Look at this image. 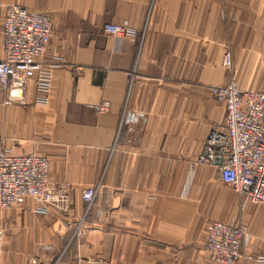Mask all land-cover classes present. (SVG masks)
<instances>
[{"label": "crops", "instance_id": "crops-1", "mask_svg": "<svg viewBox=\"0 0 264 264\" xmlns=\"http://www.w3.org/2000/svg\"><path fill=\"white\" fill-rule=\"evenodd\" d=\"M11 4L50 17L40 61L56 67L46 104L34 79L23 103L0 93V149L47 157L69 205L42 215L28 198L0 211V264H31L45 245L37 264H217L205 245L213 221L243 224L242 253L264 258V205L230 190L219 163H196L225 117L207 87L233 79L264 92V0H0V61ZM123 22L135 37L103 31ZM87 188L97 193L84 216Z\"/></svg>", "mask_w": 264, "mask_h": 264}, {"label": "built area", "instance_id": "built-area-1", "mask_svg": "<svg viewBox=\"0 0 264 264\" xmlns=\"http://www.w3.org/2000/svg\"><path fill=\"white\" fill-rule=\"evenodd\" d=\"M103 31L112 37L133 38L135 31L127 22L105 24ZM3 59L0 61V93L6 105L23 103L28 82L34 79L36 102L46 104L51 90L52 72L56 64L43 65L52 35L47 14L30 11L11 4L6 7L2 22ZM222 69L231 73L232 56L225 52ZM208 93L221 103L225 117L221 129L208 134L197 164L219 163V179L253 205H264V92L243 91L231 79L223 85L207 87ZM106 109V104L97 111ZM48 158L36 154L15 155L12 149H0V211L9 210L30 198L36 202L34 212L49 215L50 208L66 210L69 205L67 188L52 186L48 181ZM96 188L81 194L86 216L96 198ZM81 229L74 227V234ZM248 242L243 224L213 221L207 226L205 245L217 264H262L261 256L246 255L242 249ZM51 245L37 248L31 264H37Z\"/></svg>", "mask_w": 264, "mask_h": 264}, {"label": "rangeland", "instance_id": "rangeland-1", "mask_svg": "<svg viewBox=\"0 0 264 264\" xmlns=\"http://www.w3.org/2000/svg\"><path fill=\"white\" fill-rule=\"evenodd\" d=\"M225 72V71H224ZM243 74H245V72L243 73ZM244 78V76H242V79ZM231 190V189H230Z\"/></svg>", "mask_w": 264, "mask_h": 264}, {"label": "water", "instance_id": "water-1", "mask_svg": "<svg viewBox=\"0 0 264 264\" xmlns=\"http://www.w3.org/2000/svg\"><path fill=\"white\" fill-rule=\"evenodd\" d=\"M220 163V162H219Z\"/></svg>", "mask_w": 264, "mask_h": 264}]
</instances>
